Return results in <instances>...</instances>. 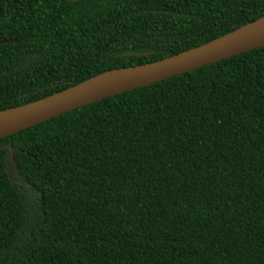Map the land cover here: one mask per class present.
I'll use <instances>...</instances> for the list:
<instances>
[{
	"label": "trees",
	"instance_id": "1",
	"mask_svg": "<svg viewBox=\"0 0 264 264\" xmlns=\"http://www.w3.org/2000/svg\"><path fill=\"white\" fill-rule=\"evenodd\" d=\"M263 16L264 0H0V111ZM0 264H264V47L0 139Z\"/></svg>",
	"mask_w": 264,
	"mask_h": 264
},
{
	"label": "water",
	"instance_id": "2",
	"mask_svg": "<svg viewBox=\"0 0 264 264\" xmlns=\"http://www.w3.org/2000/svg\"><path fill=\"white\" fill-rule=\"evenodd\" d=\"M261 47H264V16L177 55L148 64L106 71L46 98L2 110L0 139L96 101L143 88ZM6 146L10 147L13 155L11 143L4 144L2 148Z\"/></svg>",
	"mask_w": 264,
	"mask_h": 264
}]
</instances>
